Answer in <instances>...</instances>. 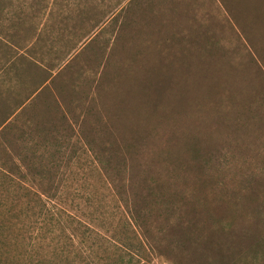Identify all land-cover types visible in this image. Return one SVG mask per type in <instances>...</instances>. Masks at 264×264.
Masks as SVG:
<instances>
[{"label": "rangeland", "instance_id": "obj_1", "mask_svg": "<svg viewBox=\"0 0 264 264\" xmlns=\"http://www.w3.org/2000/svg\"><path fill=\"white\" fill-rule=\"evenodd\" d=\"M0 76V264H264V0H0Z\"/></svg>", "mask_w": 264, "mask_h": 264}, {"label": "crops", "instance_id": "obj_2", "mask_svg": "<svg viewBox=\"0 0 264 264\" xmlns=\"http://www.w3.org/2000/svg\"><path fill=\"white\" fill-rule=\"evenodd\" d=\"M3 41H4V47L5 48H12L11 47V45H9V43L7 42V41H5L4 39H3ZM10 49H6V50H10ZM25 60V58H23V61ZM31 61V60H30ZM32 62H27V65H32L31 64ZM12 65H13V67L15 66L16 67V62H13L12 63ZM14 69V68H13ZM13 69L11 68V66H7V67H4L3 68V70H2V73L1 74H7V75H9L10 73H11V71H13ZM15 69H17V68H15ZM22 69V68H21ZM1 77V76H0ZM1 79V78H0ZM14 79H10L9 80V82H10V85H13L12 83H14ZM17 82V81H16ZM44 82H47V80H45ZM32 83H33V81H32ZM32 83H28L27 84V86L28 87H30L31 86V84ZM9 91H11L12 90V88L9 86V89H8ZM29 92H28V96L26 95V97L23 99V100H21V101H19L18 100V98H19V96H13V95H7L6 96V100L8 101V103L10 104L11 103V99L12 100H15V99H17V100H15L14 102H17V101H19L20 103H18L17 104V106H14V107H18L12 114H11V116L10 117H13L17 112H19L24 106L23 105H25L26 104V102H27V100L29 101L33 96H31V90L29 89L28 90ZM22 101H24V102H22ZM19 109V110H18Z\"/></svg>", "mask_w": 264, "mask_h": 264}, {"label": "trees", "instance_id": "obj_3", "mask_svg": "<svg viewBox=\"0 0 264 264\" xmlns=\"http://www.w3.org/2000/svg\"><path fill=\"white\" fill-rule=\"evenodd\" d=\"M32 63V65H33V61H31ZM83 147H84V145H83ZM84 152H85V154L86 155H90V152L87 150V148L86 147H84ZM90 162L91 163H94L95 161L93 160V159H91L90 158ZM3 173H7L8 174V171H5V170H3L2 171ZM99 172V171H98ZM34 195L36 196V198H33L37 203H39L44 209H46V207H49V204H52L53 205V201L51 200V198L49 197H44V193H42V192H34ZM44 198H46V199H44ZM54 206V205H53ZM50 208V207H49Z\"/></svg>", "mask_w": 264, "mask_h": 264}]
</instances>
